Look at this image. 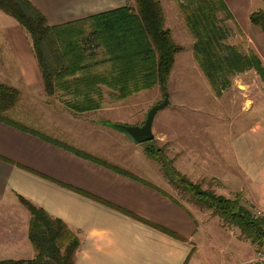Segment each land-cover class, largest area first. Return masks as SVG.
<instances>
[{"label":"crops","instance_id":"obj_1","mask_svg":"<svg viewBox=\"0 0 264 264\" xmlns=\"http://www.w3.org/2000/svg\"><path fill=\"white\" fill-rule=\"evenodd\" d=\"M31 1L50 24H57L125 5L128 0ZM255 1L226 0L243 32L255 46L259 45L264 59V31L250 19L256 10ZM260 1L256 7L264 9V0ZM0 80L22 91L43 85L29 33L2 9ZM246 110L242 118L237 117L232 123L220 117L218 128L209 125V130L203 131V138L199 137L202 145L214 150L198 152L190 143L184 147L178 134L176 140L182 149L173 156V162L191 179L208 172L222 179L229 194L241 193L245 202L249 199L260 203L264 201V100ZM225 111L218 113L225 115ZM13 123L0 120V259L32 257L36 253L28 236L30 213L18 198L22 194L77 232L81 239L78 264H228L227 245L219 240L218 243L216 238L211 243L203 242L201 232L205 231L206 221L202 211L176 195L171 189L176 184L158 169L139 171L142 164L132 165L129 156L128 163L114 162L111 167L99 162V158L77 152L76 143ZM190 133L191 142L196 131Z\"/></svg>","mask_w":264,"mask_h":264},{"label":"trees","instance_id":"obj_2","mask_svg":"<svg viewBox=\"0 0 264 264\" xmlns=\"http://www.w3.org/2000/svg\"><path fill=\"white\" fill-rule=\"evenodd\" d=\"M177 1L194 36V56L218 94L231 85L233 75L250 68H255L264 80V61L258 51L249 48L245 52L228 41L226 21L233 20L239 30L241 27L226 0ZM0 9L14 16L29 33L46 92L56 94L66 107L77 111L103 108L110 101L123 100L156 85L166 91L177 54L184 48L166 25L161 0H128L125 5L57 24H50L31 0H0ZM250 19L264 31L263 8L252 11ZM22 97L19 87L0 80V120L14 122L10 112ZM151 141H146L149 153L165 164L171 163L164 149ZM98 161L114 167L104 159ZM173 166L164 174L171 182L190 191L196 203L212 208L225 222L240 227L254 243L264 244V218L255 214L241 193L233 197L203 188ZM68 186L112 204L84 189ZM18 198L30 213L28 236L36 253L32 257L1 258L0 264H78L81 239L77 232L28 197L18 194Z\"/></svg>","mask_w":264,"mask_h":264},{"label":"rangeland","instance_id":"obj_3","mask_svg":"<svg viewBox=\"0 0 264 264\" xmlns=\"http://www.w3.org/2000/svg\"><path fill=\"white\" fill-rule=\"evenodd\" d=\"M161 1L165 11L166 25L171 28L174 38L184 48L177 54L168 81L166 91L169 92L171 101L156 113L153 123L155 137L151 142L163 148L173 160V156H177L180 153L179 149H182L176 140L178 134H180L178 140L185 144L184 147L190 143L192 149L199 150L198 152L205 149L214 150L215 148L209 149L202 145L203 131L209 130V125L210 127L215 125V128H218L220 117L224 121L232 123L236 121L237 117L242 118L246 109L263 101L264 80L255 68H250L233 75L231 85L224 89L222 94H218L194 56V36L187 26L179 2L177 0ZM260 3V0L255 1L256 9ZM242 24L244 25V22ZM225 25L230 34L228 41L240 45L245 52L249 48H255L260 53L259 45L255 46L254 42L248 38L249 36L242 29L237 28L233 20H227ZM166 91L162 90L160 85H156L136 92L123 100L110 101L103 108L77 111L66 107L56 94L49 95L43 83V85L39 84L23 91V97L10 112V118L17 124L31 127L35 131L55 137V139L76 143L82 151L107 162L113 161V163L110 162L112 164L115 162L124 165L131 159L132 165L134 162L142 164L139 171L158 169L161 173L166 174L165 171L170 170L172 164L177 169L178 164L173 161L165 164L149 153L147 150L149 143H134L128 134L107 124L109 120L142 124L149 108L163 100ZM223 109L226 110V114H219L218 111ZM194 131H196V137L190 142L191 138H188V133L193 135ZM66 134L72 136L66 139ZM214 141L213 139L212 142ZM128 152L131 155H126ZM204 174L201 173L195 177L191 175L192 179L188 177L203 188H209L218 193L223 192L228 196L236 195L235 192L228 193L227 187L222 185V179L218 176L208 175V172ZM171 189L191 207L202 211L204 221H206L205 231L201 232L203 242L211 243L216 238L217 241H221L222 245H227L228 264L255 262L258 251L264 248V244L254 243L242 233L240 227L225 222L216 215L212 208L196 203L192 193L182 186L175 185ZM246 204L253 211L257 207L264 208V201L259 203V201L251 202L247 199ZM23 207L26 208L24 205ZM26 210L29 211L27 208Z\"/></svg>","mask_w":264,"mask_h":264},{"label":"water","instance_id":"obj_4","mask_svg":"<svg viewBox=\"0 0 264 264\" xmlns=\"http://www.w3.org/2000/svg\"><path fill=\"white\" fill-rule=\"evenodd\" d=\"M170 101L169 92L166 91L164 99L156 102L149 108L142 124L113 120L107 121V124L123 133L128 134L135 143L152 140L155 137L153 123L156 113L161 107L169 104Z\"/></svg>","mask_w":264,"mask_h":264},{"label":"built area","instance_id":"obj_5","mask_svg":"<svg viewBox=\"0 0 264 264\" xmlns=\"http://www.w3.org/2000/svg\"><path fill=\"white\" fill-rule=\"evenodd\" d=\"M254 212L256 215L264 218V208L257 207L254 210ZM255 262H258L259 264H264V248L259 249L258 256H257V259L255 260ZM254 263H248V264H254Z\"/></svg>","mask_w":264,"mask_h":264}]
</instances>
